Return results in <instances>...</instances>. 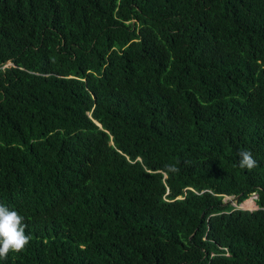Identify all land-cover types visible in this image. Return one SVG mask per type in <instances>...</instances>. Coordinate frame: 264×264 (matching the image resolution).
I'll return each mask as SVG.
<instances>
[{"label": "trees", "instance_id": "1", "mask_svg": "<svg viewBox=\"0 0 264 264\" xmlns=\"http://www.w3.org/2000/svg\"><path fill=\"white\" fill-rule=\"evenodd\" d=\"M0 204V264H264V0H0Z\"/></svg>", "mask_w": 264, "mask_h": 264}, {"label": "clouds", "instance_id": "2", "mask_svg": "<svg viewBox=\"0 0 264 264\" xmlns=\"http://www.w3.org/2000/svg\"><path fill=\"white\" fill-rule=\"evenodd\" d=\"M238 166L241 169L252 170L257 167V161L251 151L238 152ZM179 169L175 165H166V172L175 173ZM25 218L17 211L0 204V260H7L9 253L20 254L26 250L31 236L26 234Z\"/></svg>", "mask_w": 264, "mask_h": 264}, {"label": "rangeland", "instance_id": "3", "mask_svg": "<svg viewBox=\"0 0 264 264\" xmlns=\"http://www.w3.org/2000/svg\"><path fill=\"white\" fill-rule=\"evenodd\" d=\"M228 201L230 205H232L233 207L237 209H244V210H255L256 209V207L253 205L254 200L252 199V197H250L248 200L244 201L240 205H238L234 200H232V197H224L223 202H228Z\"/></svg>", "mask_w": 264, "mask_h": 264}, {"label": "water", "instance_id": "4", "mask_svg": "<svg viewBox=\"0 0 264 264\" xmlns=\"http://www.w3.org/2000/svg\"><path fill=\"white\" fill-rule=\"evenodd\" d=\"M232 200L236 201V200H237V197H235V198H232ZM224 203H226V202H224ZM228 203H229V201H228Z\"/></svg>", "mask_w": 264, "mask_h": 264}, {"label": "built area", "instance_id": "5", "mask_svg": "<svg viewBox=\"0 0 264 264\" xmlns=\"http://www.w3.org/2000/svg\"><path fill=\"white\" fill-rule=\"evenodd\" d=\"M255 198H256L255 196L252 197V199H255Z\"/></svg>", "mask_w": 264, "mask_h": 264}, {"label": "crops", "instance_id": "6", "mask_svg": "<svg viewBox=\"0 0 264 264\" xmlns=\"http://www.w3.org/2000/svg\"><path fill=\"white\" fill-rule=\"evenodd\" d=\"M254 205V204H253ZM255 206V205H254Z\"/></svg>", "mask_w": 264, "mask_h": 264}, {"label": "bare ground", "instance_id": "7", "mask_svg": "<svg viewBox=\"0 0 264 264\" xmlns=\"http://www.w3.org/2000/svg\"><path fill=\"white\" fill-rule=\"evenodd\" d=\"M253 207V206H252Z\"/></svg>", "mask_w": 264, "mask_h": 264}]
</instances>
